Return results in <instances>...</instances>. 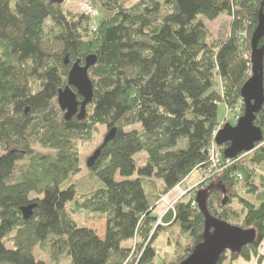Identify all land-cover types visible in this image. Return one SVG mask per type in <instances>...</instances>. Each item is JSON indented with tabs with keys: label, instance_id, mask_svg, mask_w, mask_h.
Returning a JSON list of instances; mask_svg holds the SVG:
<instances>
[{
	"label": "trees",
	"instance_id": "16d2710c",
	"mask_svg": "<svg viewBox=\"0 0 264 264\" xmlns=\"http://www.w3.org/2000/svg\"><path fill=\"white\" fill-rule=\"evenodd\" d=\"M83 5L108 17L96 22ZM79 11L71 16L46 0H0V264H153L163 232L168 246L184 243L168 263L178 264L202 241L204 216L194 207L200 188L211 216L255 231L254 243L217 264L260 263L264 146L227 160L228 144L217 147L214 135L227 123L220 107L225 118L243 114L247 51L264 0H90ZM222 15L229 34L217 41L206 24ZM89 56L96 57L88 70L93 99L83 121L67 122L57 94L72 64ZM254 125L264 139V103ZM96 128L115 136L88 168L97 186L82 193L72 180L77 146ZM193 172L199 185L158 212L175 187L196 185L188 183ZM32 204L24 220L20 209ZM68 206L102 218L103 235L78 225ZM35 248L48 251L49 262L37 260Z\"/></svg>",
	"mask_w": 264,
	"mask_h": 264
},
{
	"label": "water",
	"instance_id": "95a60500",
	"mask_svg": "<svg viewBox=\"0 0 264 264\" xmlns=\"http://www.w3.org/2000/svg\"><path fill=\"white\" fill-rule=\"evenodd\" d=\"M52 4H61L64 0H46ZM264 36V15L260 14L258 25L250 38L251 76L240 90L243 100V114L232 125H224L215 137V144L220 147L226 143L229 146L224 150L225 159H235L242 153H251L262 139V132L254 123L256 115L264 103L263 58L264 47H259V41ZM96 62L95 56L85 59L84 65L79 62L73 64L68 73L67 86L57 94V104L64 112V120L70 121L74 116L78 121L85 118V108L93 99V83L88 76V70ZM76 89V93L70 90ZM78 97L82 101L78 102ZM78 106L79 109H78ZM27 113V110L25 111ZM115 136V130L109 131L102 145L87 160V167H93L101 154L103 147ZM207 190L196 194L195 202L198 210L204 216V231L202 241L198 243L189 256L178 264H217L220 256L227 252L238 254L244 247L255 241V231L231 225L219 218L211 216L206 208ZM36 204L21 208L24 220H28Z\"/></svg>",
	"mask_w": 264,
	"mask_h": 264
},
{
	"label": "rangeland",
	"instance_id": "374dc122",
	"mask_svg": "<svg viewBox=\"0 0 264 264\" xmlns=\"http://www.w3.org/2000/svg\"><path fill=\"white\" fill-rule=\"evenodd\" d=\"M83 1H89L90 0H64L63 2V9L65 12L70 14L71 16H78L80 15L79 11V3ZM83 7V6H82ZM95 12H93V19L94 21L98 22L101 19H105L108 17V14L98 10L95 6ZM229 21L230 19L226 15L220 16L217 20L211 23H207V27L210 29L212 38L214 40L220 41L222 39H225L226 36L229 34ZM249 48V47H248ZM251 49L247 51V55L250 56ZM235 114L228 113L226 114L227 118H225V110L224 107H220L219 109V120L227 122L226 124L234 125L236 122V118L234 117ZM106 135V131L103 128H96L92 132L91 139L87 141H80L77 146L78 150V156H79V172L75 176H73V179L77 183V189L78 191H82L84 193L85 191L93 190L97 186V181L95 178L91 177L90 171L88 170V167L86 166V162L90 156L96 151V148L99 144H101L104 136ZM36 152L39 153H46L45 150H41L39 147L34 146L33 148ZM48 152V151H47ZM47 154V153H46ZM27 163V160L20 162L17 166V171L20 170L25 164ZM199 180V174L198 172H193L189 176L188 183L193 184L196 183ZM201 181H198L196 185H199ZM191 185V186H193ZM195 186V185H194ZM179 187L175 188L166 199L163 197V202H161L160 206H158V212L160 213H166L168 210H172L174 208V205L179 198L181 194H183V191L178 189ZM168 204V205H167ZM172 206V207H171ZM67 210L71 213L74 220L77 222L80 226H85L88 228H91L95 230L100 236L103 235L104 231V220L102 218H99L97 215L90 214V213H80V212H72V207L68 206ZM170 238V235L166 232H163L159 235L155 247L159 252V255L156 256L153 264H168L172 261L173 256L175 254V257H179L182 254V249L177 250L178 246H182L184 243L179 238L173 243H171V246L167 245V240ZM263 247H261L258 250V254L262 253V249L264 248V241L262 242ZM261 245V246H262ZM8 248H11L10 244H6ZM177 250V252H175ZM34 257L37 260H43L44 262H49L48 257V251L40 250V248L34 249ZM175 259V258H174ZM173 259V261H174ZM243 262L247 263L246 260ZM67 260H62L59 264H66ZM235 264H238V262H235Z\"/></svg>",
	"mask_w": 264,
	"mask_h": 264
},
{
	"label": "bare ground",
	"instance_id": "6f19581e",
	"mask_svg": "<svg viewBox=\"0 0 264 264\" xmlns=\"http://www.w3.org/2000/svg\"><path fill=\"white\" fill-rule=\"evenodd\" d=\"M61 4H63V2L61 3ZM60 5V4H59ZM85 5H83V7H84ZM83 7H82V10H83ZM84 12V11H83ZM93 12H95V10H92V17H94V15H93ZM85 13V12H84ZM259 16H260V14H259ZM67 63H68V61H67V58H65V61H64V65H67ZM72 66H73V64H72ZM72 66L70 67V69H69V71L71 70V68H72ZM69 73V72H68ZM67 78H68V76H67ZM66 86H67V84H66ZM64 89V88H63ZM62 89V90H63ZM72 89H74L75 91H76V89L75 88H73V87H70V90L72 91ZM73 92V91H72ZM73 93H76V92H73ZM64 113V112H63ZM85 117H86V108H85ZM239 118V117H238ZM85 119V118H84ZM226 125V124H225ZM229 125V124H228ZM222 126V125H221ZM233 126V125H232ZM222 128V127H221ZM220 128V129H221ZM220 129H218L217 131H216V134H215V136H214V140H215V137H216V135H217V133H218V131L220 130ZM215 142V141H214ZM228 144V143H227ZM228 146H229V144H228ZM258 146H264V139H262V141L258 144V145H256V147H258ZM255 147V148H256ZM227 148V147H226ZM245 155H247V154H245V153H243V154H240L239 156H237L235 159L236 160H239L241 157H244ZM227 160H231V159H227ZM87 166V165H86ZM198 185H195V186H193V187H191V188H189L186 192H184L183 191V194L182 195H180L179 196V198L177 199V201L178 200H180L181 198H183L184 196H185V193H187V192H189L190 190H193V189H195L196 187H197ZM177 187H179L178 189H180L181 190V188H180V186H177ZM177 187H175V188H177ZM174 188V189H175ZM172 190V191H170L169 193H167L166 195H164L163 197H165V199L168 197V195L170 194V193H172L173 191H175V190ZM202 189L200 188V190H199V192L201 191ZM182 191V190H181ZM202 191H204V190H202ZM198 193V192H197ZM163 197L161 198V200H160V203L161 202H163L162 201V199H163ZM195 197H196V194H195ZM176 201V202H177ZM194 207L195 208H197L198 209V206H197V204H196V202H195V198H194ZM169 211V210H168ZM199 211V210H198ZM157 224L159 225V224H161V222H160V220L157 222ZM227 253H229V252H227ZM156 254H158L157 252H156Z\"/></svg>",
	"mask_w": 264,
	"mask_h": 264
},
{
	"label": "crops",
	"instance_id": "0c3cea01",
	"mask_svg": "<svg viewBox=\"0 0 264 264\" xmlns=\"http://www.w3.org/2000/svg\"><path fill=\"white\" fill-rule=\"evenodd\" d=\"M237 121V120H236ZM236 123V122H235ZM234 123V124H235ZM243 154V153H242ZM199 192V191H198ZM171 194V193H170ZM169 194V195H170ZM197 194V193H196ZM168 195V196H169ZM161 204V203H160ZM160 206V205H159ZM160 212V211H159ZM261 247H263V245L261 246ZM260 247V248H261ZM259 248V249H260ZM156 252L158 253V254H156ZM155 252V254L158 256L159 255V252L158 251H156ZM259 256L258 257H261L262 258V260H261V262L259 263L258 261H257V258H254V257H251V259L249 260V261H247V263H245V262H243L244 260L243 259H241V258H239V259H237V260H235L232 264H235V262H238V264H264V248L262 249V253H260V254H258Z\"/></svg>",
	"mask_w": 264,
	"mask_h": 264
},
{
	"label": "built area",
	"instance_id": "2783aa9c",
	"mask_svg": "<svg viewBox=\"0 0 264 264\" xmlns=\"http://www.w3.org/2000/svg\"><path fill=\"white\" fill-rule=\"evenodd\" d=\"M83 11L85 12V13H91L92 14V9L89 7V6H84L83 7ZM216 134V133H215ZM215 136V135H214ZM213 154V153H212ZM210 161L213 163V164H216L218 161H217V156H215V155H210ZM182 195V194H181ZM162 201H164L163 199H162ZM168 205V204H167ZM172 207V206H171Z\"/></svg>",
	"mask_w": 264,
	"mask_h": 264
},
{
	"label": "flooded vegetation",
	"instance_id": "af4514ba",
	"mask_svg": "<svg viewBox=\"0 0 264 264\" xmlns=\"http://www.w3.org/2000/svg\"><path fill=\"white\" fill-rule=\"evenodd\" d=\"M72 91L73 92H76L74 89H72ZM82 101V99H80L79 97H78V102L80 103ZM89 105V104H88ZM88 105L86 106V107H88ZM79 107L80 106H78V109H79ZM61 111V110H60ZM62 112V111H61ZM63 113V112H62ZM64 114V113H63ZM76 118V116H74L72 119H75Z\"/></svg>",
	"mask_w": 264,
	"mask_h": 264
}]
</instances>
